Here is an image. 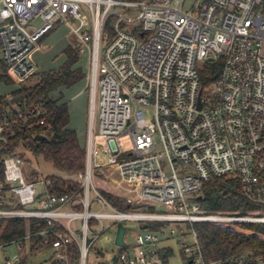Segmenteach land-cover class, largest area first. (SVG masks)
I'll return each instance as SVG.
<instances>
[{
	"label": "built area",
	"instance_id": "1",
	"mask_svg": "<svg viewBox=\"0 0 264 264\" xmlns=\"http://www.w3.org/2000/svg\"><path fill=\"white\" fill-rule=\"evenodd\" d=\"M186 1L0 0V85L8 87L3 77L19 85L36 74L33 56L56 26H67L89 54L86 166L77 176L78 191L51 193L47 176L5 154L15 118L27 115L45 125L43 103L26 114L16 105L0 108V221L44 220L49 226L14 242L18 254L0 264L33 257L30 239L37 235L47 247L38 255L50 253L39 264H87L92 252L102 260L96 242L120 222L125 246L116 264H165L157 248L165 233L178 239L191 264H246L205 261L193 226L264 224V213L206 214L197 201L207 182L225 178L264 206V0H194L190 8ZM37 19L42 24L31 29ZM207 63L221 64V71L205 86ZM14 90L0 97L12 102ZM93 174L143 210L115 209L93 185ZM94 203L100 210L92 211ZM156 206L160 210L151 212ZM128 222L143 225L134 232ZM147 223H166V230L152 231Z\"/></svg>",
	"mask_w": 264,
	"mask_h": 264
},
{
	"label": "trees",
	"instance_id": "2",
	"mask_svg": "<svg viewBox=\"0 0 264 264\" xmlns=\"http://www.w3.org/2000/svg\"><path fill=\"white\" fill-rule=\"evenodd\" d=\"M133 1V0H119ZM58 26L49 31L42 40L49 36ZM41 40V41H42ZM82 50L77 43H71L64 50L65 61L58 68L39 72L32 77L37 82L31 86L21 83L16 85L13 80L3 77L2 81L13 89V101L6 102L0 97V108L16 105L25 114L33 106L43 103L47 111L45 125L38 126L35 121L15 118L8 133L6 155H16L28 164L31 160L44 161L53 165L57 174L48 175L51 180L50 192L57 195L72 194L79 190L77 176L85 171V145L79 140L75 129L71 128L69 105L64 101L62 89H70L87 79V71L80 66ZM221 71V64L207 63L201 71L205 86L215 79ZM31 77V78H32ZM58 93L54 98L53 94ZM15 112V111H14ZM43 135L45 140L36 141V136ZM0 181H4V162L0 159ZM109 203L118 211L132 212L142 206L128 203L125 194L114 195L102 191ZM201 209L206 214L220 215H253L264 213V206L250 200L241 185L225 178H214L207 182L197 198ZM152 209V208H150ZM166 223H147L145 227L152 231L166 228ZM199 244L207 262L226 259H245L246 264H257L264 259V224L257 223H197L194 224ZM49 229L44 220H12L0 221V248L23 240L28 233L36 235ZM47 247L41 236L30 239V255L36 257ZM182 254L186 256L185 250ZM160 256L165 264L173 255L171 248H163ZM26 264L23 255L22 263Z\"/></svg>",
	"mask_w": 264,
	"mask_h": 264
},
{
	"label": "rangeland",
	"instance_id": "3",
	"mask_svg": "<svg viewBox=\"0 0 264 264\" xmlns=\"http://www.w3.org/2000/svg\"><path fill=\"white\" fill-rule=\"evenodd\" d=\"M194 0H187L186 1V8H190L193 4ZM42 22L37 19L31 23V29H35L40 27ZM84 24L86 25V32L91 33V17L89 12L84 9ZM74 25H77L76 23ZM77 38L70 33V29L65 25L58 26L54 31L50 33L49 36L45 37L41 41V49L37 51L34 56L33 60L37 66V72H45L49 70L58 69L65 61L64 50L68 47L71 43H77ZM1 53H0V60H1ZM80 66L84 68L85 71H89V54L85 50L82 54V59L80 62ZM37 82L36 77L29 78L25 84L26 85H33ZM13 88L5 87L4 85H0V93L6 94L12 91ZM64 100L68 103L70 113H71V125L76 130L79 140L82 144L85 145L86 143V136H87V124H88V109H89V91H88V79L80 82L76 86L63 90ZM149 118V116H148ZM123 143H129L130 140L128 137H124L122 139ZM101 146H103L102 142H100ZM102 149L104 147H101ZM29 166V165H28ZM30 166L33 168H39V171L43 176L47 175H55L57 174V170L53 167L52 164L44 161L43 159H38V161L31 160ZM29 166V167H30ZM93 185L98 191H106L111 192L114 195L121 194L119 191L115 190L111 183L107 182V180L100 176L99 174H93L92 178ZM126 196V195H125ZM94 195L92 194V199ZM127 198V197H126ZM129 198V197H128ZM127 198V201H128ZM143 205V204H142ZM133 206H141L140 204H134ZM144 207L137 209V211L143 210ZM160 206L154 207V209H150L151 212H157L160 210ZM100 207L97 203L93 204L92 211H98ZM107 211V210H105ZM208 223V222H207ZM78 225V223H77ZM143 225L141 222H128L127 226L131 228L132 231L138 232L139 228ZM166 230V228H165ZM165 235V236H164ZM161 236V241L157 244L158 253H160L163 248H171L173 250L172 257L169 258L168 264H190V260L188 259L187 255L181 253L183 247L179 243L178 239L169 238L165 233ZM164 236V237H163ZM116 238V230L115 228L109 229L106 232L102 233L97 242L96 248L102 249L106 255L105 257L100 260L97 258V254L94 252L89 253L87 258V264H98V262L104 261V263H108L113 256L119 254V247L115 244ZM129 242H133L131 237L128 238ZM189 243H192V238H187ZM155 250L156 248H152ZM17 248L16 245H10L4 248H0V261H4L6 258H13L17 255ZM50 253H42V255H38L37 258H33V262L31 259L26 262V264H39ZM160 255V254H159ZM28 257H26V260Z\"/></svg>",
	"mask_w": 264,
	"mask_h": 264
},
{
	"label": "water",
	"instance_id": "4",
	"mask_svg": "<svg viewBox=\"0 0 264 264\" xmlns=\"http://www.w3.org/2000/svg\"><path fill=\"white\" fill-rule=\"evenodd\" d=\"M201 107V104H199V108ZM36 141H42V140H45V136L43 135H38L36 136ZM5 150V148H1L0 149V156H1V153ZM144 229V228H143ZM125 234H126V227L124 226L123 223H118L117 225V232H116V239H115V244L119 247H124L125 246ZM98 253L101 255V256H104V253L98 249ZM116 260L117 258L116 257H113V263L115 264L116 263ZM191 264V262H190Z\"/></svg>",
	"mask_w": 264,
	"mask_h": 264
},
{
	"label": "crops",
	"instance_id": "5",
	"mask_svg": "<svg viewBox=\"0 0 264 264\" xmlns=\"http://www.w3.org/2000/svg\"><path fill=\"white\" fill-rule=\"evenodd\" d=\"M63 90H65V89H62V92H63ZM58 93L59 92H56V93H54L53 94V96H54V98H57L58 97ZM65 101V100H64ZM69 111H70V109H69ZM70 115H71V113H70ZM70 127L71 128H73L72 127V125H70ZM74 129V128H73ZM38 170H39V168H38ZM41 173V172H40ZM48 176V175H47ZM115 230H116V232H117V228H115ZM116 239V238H115ZM119 247V246H118ZM120 248V247H119ZM103 253H104V256H101L100 254V257L103 259L104 257H105V255H106V253L102 250V249H100ZM49 256V255H48ZM48 256H47V258H48ZM38 257V255L36 256V257H28V259L26 260V262L28 261V260H30L31 259V262H33L34 260H33V258H37ZM113 257H116V256H113ZM45 260V259H44ZM110 261H112V263H113V258L110 260ZM117 261V260H116ZM114 264V263H113ZM116 264V263H115Z\"/></svg>",
	"mask_w": 264,
	"mask_h": 264
}]
</instances>
